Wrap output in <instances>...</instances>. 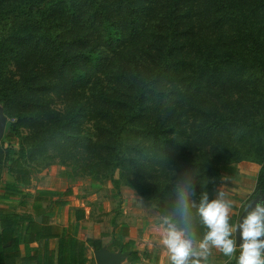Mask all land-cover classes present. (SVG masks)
Listing matches in <instances>:
<instances>
[{
  "label": "trees",
  "instance_id": "1",
  "mask_svg": "<svg viewBox=\"0 0 264 264\" xmlns=\"http://www.w3.org/2000/svg\"><path fill=\"white\" fill-rule=\"evenodd\" d=\"M0 105L5 201L50 154L67 174L106 172L177 227L185 172L199 205L217 198L223 172L254 163L264 196V0H0ZM40 211L0 210V264H91L86 246L99 240ZM191 211L199 243L208 229ZM118 251L140 260L132 242Z\"/></svg>",
  "mask_w": 264,
  "mask_h": 264
},
{
  "label": "rangeland",
  "instance_id": "2",
  "mask_svg": "<svg viewBox=\"0 0 264 264\" xmlns=\"http://www.w3.org/2000/svg\"><path fill=\"white\" fill-rule=\"evenodd\" d=\"M11 70L13 71V69ZM61 158H65V156L57 157V155L50 154L31 163L29 165L30 185L24 187V192L21 195L12 196L10 201L1 199L2 188L6 180L4 173H2L0 175V210L13 205L18 213L27 214L30 212L34 216L33 198L38 196L40 200H44V211L42 213L48 222L51 217H60L61 220V214L73 218V210L75 208L85 209L89 203L92 206L90 218L79 223H72V230L75 235L86 233L87 226L90 223H101L102 230L109 231L113 226L112 218L116 217L119 210L118 207L113 209L109 201L110 199H115L114 201L117 202V199L121 196L120 191L123 186L121 185L118 191L114 190L106 172H104L105 175L98 176L81 175L75 171L67 174L66 172L69 171L70 165H61ZM232 168H234V171L227 170L221 174L220 179L216 183V188L217 190H225L224 199L231 205L229 220L232 218V224L230 225L232 235L230 238L233 239V228L244 214L245 202L248 200L249 203L251 200L256 199L257 194H253V191L260 166L254 163L241 162L233 165ZM37 186L51 190H37ZM67 188H70L71 197L74 198L67 202L66 205L68 206L52 203L51 199L53 197H55L53 198L54 200L57 198L58 200L65 199L67 195H62V193ZM212 254L206 262L202 261V264H229L218 249L217 253L213 249Z\"/></svg>",
  "mask_w": 264,
  "mask_h": 264
},
{
  "label": "clouds",
  "instance_id": "3",
  "mask_svg": "<svg viewBox=\"0 0 264 264\" xmlns=\"http://www.w3.org/2000/svg\"><path fill=\"white\" fill-rule=\"evenodd\" d=\"M175 212L180 216L183 227L165 219L167 225L161 243L169 253L170 264H202L207 261L213 249L224 256L233 257L237 252V241L231 237L229 225L230 203L223 192L209 201L207 195L196 204L194 180L190 172L180 175L176 184ZM197 210L208 231L194 247L191 234L192 209ZM239 256L237 264H264V202H258L240 225Z\"/></svg>",
  "mask_w": 264,
  "mask_h": 264
},
{
  "label": "crops",
  "instance_id": "4",
  "mask_svg": "<svg viewBox=\"0 0 264 264\" xmlns=\"http://www.w3.org/2000/svg\"><path fill=\"white\" fill-rule=\"evenodd\" d=\"M121 196L115 202V199H110L109 203L113 209L119 208L113 220V226L109 231L102 230L101 223L88 224L86 233L83 235H75L78 240L85 241L86 239L99 240L102 247H105L110 252H119L118 248L125 245L127 242H132L134 249L138 252L140 260L136 263H130L128 257L121 264H170L169 253L164 248L161 243L162 237L165 233L167 225L165 224V219L160 216V214L154 208V205L145 200L144 198L137 195V193L126 186L121 187ZM41 189H51L37 186V190ZM225 193V190H219ZM225 195V194H224ZM68 195L65 199L54 200L51 199L52 203L65 202L63 206L66 205L68 201L74 199ZM34 207L36 206L41 212H43L44 200H40L38 196L33 198ZM116 204V205H115ZM119 204V206H118ZM84 205V204H82ZM88 203V207L75 208L73 210V218L71 216H64L61 214V220L59 218L51 217L48 221L49 224L57 225L59 227H66L67 224H72L73 222L79 223L83 220L90 218V211L92 206ZM27 215L33 216L29 213ZM36 215V214H35ZM34 215V216H35ZM83 216V219L76 222L75 217ZM33 216V217H34ZM41 216L36 217V219ZM107 232V233H106ZM75 234V233H74ZM56 241L50 243L53 247ZM198 242L194 241V247L198 248ZM32 247H39L40 243H33ZM93 249L86 246V257L90 260L91 264H95L93 259ZM217 253V249H215ZM144 253V256L142 255ZM211 255H213L211 253ZM239 256V248L233 257ZM228 258L229 264H233L232 259ZM208 264V263H207Z\"/></svg>",
  "mask_w": 264,
  "mask_h": 264
},
{
  "label": "water",
  "instance_id": "5",
  "mask_svg": "<svg viewBox=\"0 0 264 264\" xmlns=\"http://www.w3.org/2000/svg\"><path fill=\"white\" fill-rule=\"evenodd\" d=\"M6 122L7 118L3 113L2 106L0 105V140L4 134ZM250 211L251 209L247 210L233 228V239L237 241L238 248L239 243H241L240 225ZM36 221L39 222L40 218L36 219ZM92 253L95 264H121L129 255L128 252H110L105 247H101L99 250H93Z\"/></svg>",
  "mask_w": 264,
  "mask_h": 264
},
{
  "label": "flooded vegetation",
  "instance_id": "6",
  "mask_svg": "<svg viewBox=\"0 0 264 264\" xmlns=\"http://www.w3.org/2000/svg\"><path fill=\"white\" fill-rule=\"evenodd\" d=\"M258 202H264V196H262V195H258L257 194V196H256V199L255 200H251L249 203H248V200L245 202V204L244 205H246V208H244V213L247 211V210H249V209H251L252 210V208H254L255 207V204L256 203H258ZM244 215V214H243Z\"/></svg>",
  "mask_w": 264,
  "mask_h": 264
}]
</instances>
